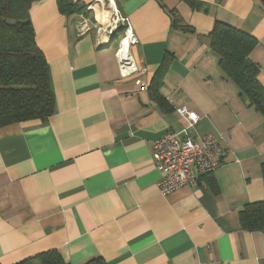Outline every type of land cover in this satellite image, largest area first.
<instances>
[{"label":"crops","instance_id":"0c3cea01","mask_svg":"<svg viewBox=\"0 0 264 264\" xmlns=\"http://www.w3.org/2000/svg\"><path fill=\"white\" fill-rule=\"evenodd\" d=\"M75 1L91 17L111 10L107 0ZM114 1L139 39L131 52L140 71L128 77L113 43L101 49L95 29L79 33L80 13H61L57 0L31 6L55 112L0 128V263L58 250L71 264H264V232L240 222L243 207L264 200V115L225 77L209 37L217 20L254 36L264 86L260 1L198 0L208 11L183 0ZM181 107L199 115L195 134L220 137L223 163L163 195L153 143L181 135Z\"/></svg>","mask_w":264,"mask_h":264},{"label":"trees","instance_id":"16d2710c","mask_svg":"<svg viewBox=\"0 0 264 264\" xmlns=\"http://www.w3.org/2000/svg\"><path fill=\"white\" fill-rule=\"evenodd\" d=\"M38 0H0V128L29 120L43 122L55 112V93L47 58L40 49L30 10ZM61 13L85 12L75 0H57ZM192 9L208 11L198 0H183ZM264 9V0H259ZM173 24L186 28L174 11ZM211 48L226 78L240 88V94L264 115V86L258 76L260 66L251 59L257 39L229 23L217 20L209 34ZM156 92V89L153 90ZM264 177V164H263ZM213 190L219 191L215 181ZM241 226L264 232V200L247 204L240 211ZM1 264V263H0ZM15 264H71L58 250H49ZM81 264H108L101 256Z\"/></svg>","mask_w":264,"mask_h":264},{"label":"built area","instance_id":"2783aa9c","mask_svg":"<svg viewBox=\"0 0 264 264\" xmlns=\"http://www.w3.org/2000/svg\"><path fill=\"white\" fill-rule=\"evenodd\" d=\"M104 0H99L102 2ZM111 10L101 16H90V8L80 13L77 29L80 34H85L95 29L99 44L106 43L110 36L120 29L123 36L120 39L115 55L119 63L121 75L128 77L140 71L131 52L133 45L139 42L130 17L123 15L116 6L114 0H107ZM118 34V36H119ZM126 41L122 48L123 42ZM142 87H148L147 83L138 80ZM180 115L185 117L188 125L179 133L168 131L164 136L153 143V156L156 167L162 177L157 186L163 195H168L181 187L193 185L199 175L214 173L223 163L224 148L220 137L215 134L199 136L195 134V125L199 115L189 111L186 107L178 109Z\"/></svg>","mask_w":264,"mask_h":264},{"label":"water","instance_id":"95a60500","mask_svg":"<svg viewBox=\"0 0 264 264\" xmlns=\"http://www.w3.org/2000/svg\"><path fill=\"white\" fill-rule=\"evenodd\" d=\"M120 29H117L109 38V40L106 43H102L100 44V48L104 49V48H108L112 45L113 41L118 37V34L120 32Z\"/></svg>","mask_w":264,"mask_h":264},{"label":"rangeland","instance_id":"374dc122","mask_svg":"<svg viewBox=\"0 0 264 264\" xmlns=\"http://www.w3.org/2000/svg\"><path fill=\"white\" fill-rule=\"evenodd\" d=\"M123 36V33H120L119 36L114 40L113 46L118 47L121 37Z\"/></svg>","mask_w":264,"mask_h":264},{"label":"bare ground","instance_id":"6f19581e","mask_svg":"<svg viewBox=\"0 0 264 264\" xmlns=\"http://www.w3.org/2000/svg\"><path fill=\"white\" fill-rule=\"evenodd\" d=\"M125 44H126V41H125V42H123V44H122V48L125 46Z\"/></svg>","mask_w":264,"mask_h":264}]
</instances>
